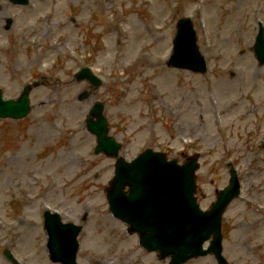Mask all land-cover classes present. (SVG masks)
Listing matches in <instances>:
<instances>
[{"label":"rangeland","instance_id":"obj_1","mask_svg":"<svg viewBox=\"0 0 264 264\" xmlns=\"http://www.w3.org/2000/svg\"><path fill=\"white\" fill-rule=\"evenodd\" d=\"M183 17L192 19L206 74L167 67ZM258 22L264 24V0H0L3 96L17 99L25 85L40 82L27 117L0 119V264H59L48 255L47 209L83 224L78 264L168 263L109 212L115 159L94 153L96 136L86 128L97 102L127 161L148 148L180 163L200 154L203 209L228 186L232 163L241 195L223 217L224 256L230 264H264ZM83 67L100 87L74 78ZM186 264L217 262L208 255Z\"/></svg>","mask_w":264,"mask_h":264},{"label":"water","instance_id":"obj_2","mask_svg":"<svg viewBox=\"0 0 264 264\" xmlns=\"http://www.w3.org/2000/svg\"><path fill=\"white\" fill-rule=\"evenodd\" d=\"M11 1L22 5L29 3V0ZM196 41L191 22L181 21L168 66L205 72V61ZM255 53L263 64V29L257 38ZM77 79H87L95 86L100 85V81L87 69L78 73ZM31 89L32 86H26L17 101H4L0 91V118L21 119L27 116ZM103 108L99 103L92 108L87 128L97 137L96 152L104 151L108 156L117 158L115 177L107 190L114 217L128 224L130 233H139L141 244L146 249L172 256L171 264H182L208 253H214L219 264H227L221 255V219L226 207L238 196L237 176L232 174L231 185L220 192L212 209L201 212L194 198L195 171L198 168L196 159L180 166L175 160L167 161L165 154L147 150L132 163L126 162L119 157L121 146L108 136ZM126 187H129L127 192ZM45 219L52 262L77 264V237L81 228L62 225L59 216L50 213H46ZM211 236L214 237L211 247L203 251V243Z\"/></svg>","mask_w":264,"mask_h":264}]
</instances>
